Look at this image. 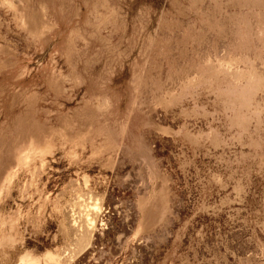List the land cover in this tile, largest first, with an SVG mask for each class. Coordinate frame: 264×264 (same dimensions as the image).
Masks as SVG:
<instances>
[{
    "label": "rangeland",
    "instance_id": "obj_1",
    "mask_svg": "<svg viewBox=\"0 0 264 264\" xmlns=\"http://www.w3.org/2000/svg\"><path fill=\"white\" fill-rule=\"evenodd\" d=\"M0 264H264V0H0Z\"/></svg>",
    "mask_w": 264,
    "mask_h": 264
}]
</instances>
